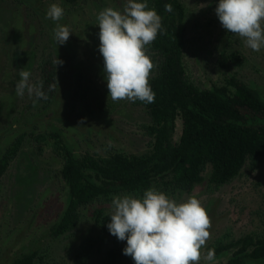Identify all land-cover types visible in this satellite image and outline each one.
I'll list each match as a JSON object with an SVG mask.
<instances>
[{
	"label": "trees",
	"instance_id": "trees-1",
	"mask_svg": "<svg viewBox=\"0 0 264 264\" xmlns=\"http://www.w3.org/2000/svg\"><path fill=\"white\" fill-rule=\"evenodd\" d=\"M59 1L68 10L60 25L69 24L70 31L72 7L92 5L91 0ZM94 2L98 14L107 5L104 0ZM147 3L162 18V30L146 46L154 64L148 80L155 101L120 100L121 115L112 113L116 101L97 94L96 81L105 75L104 68L93 79L73 65L72 51L81 37L70 34L60 45L53 30L52 51L42 59L33 82L44 81L48 99L33 106L35 97H29L25 109L33 111L20 113L2 130L14 136L0 151V182L10 162L18 159L20 176L8 189L16 204L0 227V264L51 259L54 241L63 243L66 257L73 254V264H135L123 254L126 240H118L105 225L111 221L106 211L113 197H142L152 187L177 203L194 196L206 209L212 226L199 264H264V235L214 234L219 210L210 197L234 180L248 161L264 159V86L259 81L264 74L259 69V79L251 77L254 81L242 74L250 62L241 51L244 38L221 26L215 13L219 0ZM165 4L172 5L171 12L165 11ZM37 13L44 17L40 9ZM91 24L99 29L95 21ZM193 30L200 42L196 49L205 50V58L214 57L219 83L200 85L187 72ZM261 51L264 55V47ZM56 58L63 63L55 66ZM97 59L103 60L100 54ZM199 63L203 72L205 64ZM92 85L96 92L90 98ZM115 120L123 123L121 138L109 129ZM39 180L47 181L42 185ZM25 198L31 202L22 207ZM209 249L215 250L213 261L203 258Z\"/></svg>",
	"mask_w": 264,
	"mask_h": 264
},
{
	"label": "clouds",
	"instance_id": "clouds-1",
	"mask_svg": "<svg viewBox=\"0 0 264 264\" xmlns=\"http://www.w3.org/2000/svg\"><path fill=\"white\" fill-rule=\"evenodd\" d=\"M171 12L172 5L165 4ZM215 13L221 26L228 32L244 38L247 47L259 52L264 47V0H219ZM64 10L57 4L50 5L47 18L59 21ZM99 52L104 60V73L109 96L113 101H155L149 85L154 67L147 54L150 45L162 30V18L147 0H127L123 12L111 7L98 15ZM54 38L60 45L71 34L65 25L57 24ZM63 61L57 58V66ZM16 84V93L23 97L25 91L34 96L33 106L41 99L47 100L44 81L30 82L31 72L22 69ZM50 85L48 91L55 88ZM107 228L120 241L126 240L123 254L135 264H199L201 249L210 238L211 219L201 201L192 196L177 203L166 193L152 187L142 197L131 194L116 196ZM203 258L213 261L215 250L209 249Z\"/></svg>",
	"mask_w": 264,
	"mask_h": 264
},
{
	"label": "rangeland",
	"instance_id": "rangeland-1",
	"mask_svg": "<svg viewBox=\"0 0 264 264\" xmlns=\"http://www.w3.org/2000/svg\"><path fill=\"white\" fill-rule=\"evenodd\" d=\"M28 1H30L29 3H33L35 6L38 5V0ZM51 1L52 0H50V3ZM46 2L47 0H45L43 3ZM109 3H111V0L109 1ZM116 3L115 5L120 6V11L123 12L124 6L127 1L117 0ZM7 5L9 6L8 0H0V51H8L13 46L12 43L19 42L20 45L17 52L21 53L20 56H17V54L15 53L16 51H14L12 53L14 55L10 56L9 54L0 52V95H4V99L0 100V151H2L6 147L8 142L11 141L12 137L14 136L12 132L2 133V130L7 128L9 124L17 120L20 117V113L25 112V106L29 103V95L27 94V91H25L23 97L18 96L16 93V84L20 80L19 73L22 69H26L31 72L30 82L33 83L35 81L40 72L39 65L42 59L45 57V55L52 51V48L49 47L48 44V37H50L51 34L53 36V31L47 29V23L41 16L38 17H41L39 21H41L42 23L39 21L35 22V20H32L33 17L26 21L27 15L24 13L25 15L22 14V18H15L17 23V25H15L14 22H12L11 18H7L8 15L5 16V14L8 13L5 11L7 9ZM42 8L47 9L46 6H43ZM13 10L14 9L10 11V16H12L11 14H13ZM77 11V16L80 17V20H78L77 22H73V19H70L71 24L78 26L77 28L79 30L84 29L86 21L89 18V13H91L92 10L89 9V11H86L85 8H83ZM17 14L18 13L16 11L15 15L17 16ZM201 21H204V18L202 16ZM60 22L61 21L57 23L59 24ZM63 23L65 24V22ZM14 25L15 27L17 26V28H15ZM23 25H25V27H23ZM45 26L47 27L45 28ZM67 27L69 28V24H67ZM8 28L10 30H7ZM14 28L21 29L19 31H15ZM78 29H72L71 34L73 38H75L76 36L81 37L79 44H76L77 49L74 48L72 51V56L74 59L73 65H75L89 78L94 79L99 75L100 68H104V60H102L103 56L99 52V31L95 30V26L88 33H80ZM45 31L48 37L43 35ZM192 35V41L194 45L189 47L188 58H186L187 72L189 76L192 79L198 81L200 85H203V83L208 84L213 80H216V82L219 83V74L216 68L212 65L214 60L213 55L207 56V58H205L204 55L206 51L196 49L197 46H200V42L194 39V30ZM50 39L52 41V37H50ZM52 44L53 43H51V45ZM241 51L250 60L249 63H245L244 69L243 71H241L242 74L251 79V81H254L251 77H256L259 79L260 75L257 71L260 69V73L264 74V55L261 54L262 51H253L246 46L245 42L242 45ZM99 54L100 60H102L100 62L99 59H97L99 57ZM199 62L207 65H204V68H202L204 73L199 72L198 70V67H201V64ZM103 73L104 70L101 72V74L103 75ZM100 79V81H96L97 86L99 85V87H97V94L101 95L100 97H105L107 99L111 98L109 96V90L107 88L105 75H103V77H100ZM259 81L261 82L260 84L264 86L263 75L262 78L259 79ZM2 90L8 93L10 90L13 92V94H11L10 92L11 96H6V93L1 92ZM89 91L90 93L87 94L90 98H92V89H90ZM120 103L121 102L116 101L115 106L111 107L114 108L112 111L113 114H122L120 112V109H122ZM28 108L31 109V107ZM134 114L137 115L138 113L136 112ZM113 125L114 126L109 127V129L111 130V132H115L114 134L116 137L121 138L123 123L121 121L115 120L113 122ZM132 146L133 145L131 144V141H128L127 147L130 148ZM17 165H19V159L10 162L8 171L0 182V227H2L3 224L11 218V215L13 213L12 209H14L12 208V206L16 204L13 203V200L10 198L8 189L20 176H16ZM40 175L41 174L39 171L36 176L38 177ZM39 181L43 185V181L47 180ZM210 195L211 200L215 202V205L219 210V214H216V217L218 218L217 223H215V225L213 226L214 234L221 235L224 233L228 235L227 237L232 238H237L238 236L246 234L264 235V159L248 161L234 180L220 187L219 189L214 190ZM30 202L31 200L26 201L25 198L22 207H25ZM21 203H19V205H22ZM105 207L107 208L108 205H105ZM10 208L11 210L9 214H4L5 211H9ZM18 208L21 207L18 206ZM111 212L112 208L106 211V217H108L109 220H111V217L108 215H110ZM13 223L14 222L11 219V225L9 227L10 231L13 230V227H11L15 224ZM108 223L109 222L107 221L105 225L107 226ZM11 233H13V231H11ZM49 254L50 256H48V258L51 259L45 258L36 264L74 263H71V261H74V258H71L73 254L67 255V257L65 256L66 248L61 242L54 241L52 243V247L49 249Z\"/></svg>",
	"mask_w": 264,
	"mask_h": 264
},
{
	"label": "flooded vegetation",
	"instance_id": "flooded-vegetation-1",
	"mask_svg": "<svg viewBox=\"0 0 264 264\" xmlns=\"http://www.w3.org/2000/svg\"><path fill=\"white\" fill-rule=\"evenodd\" d=\"M45 1V0H44ZM43 0H38V5L37 6H35L33 3H29L30 1H28V0H22L21 2H20V0H8V3H9V6L7 5L6 6V12H8V13H6L5 14V16L6 15H8V17L7 18H11L12 19V22H14V24L15 25H17V23H16V20H15V18H22V14H26L27 15V18H26V21L28 20V19H31L32 17V20H35V22H37V21H39L40 19H41V17L39 18L38 16V10L40 9V11H41V13L42 12H44V17H42L43 18V20H45L46 21V23H47V26H45V28L47 27V29H49V30H54L55 29V27H56V25L58 24L57 22H59V21H63L62 19H63V17L65 16V14L67 13V9L65 10L64 8V6L60 3V1L59 0H55V1H51V3L52 4H57V5H59L60 7H62L63 8V10H64V15H63V17H62V19H60L59 21H53V20H50V19H48V20H46L47 19V16H46V13H47V10L49 9V7H50V5H52L51 3H50V0H47V2L46 3H43L44 2ZM49 1V2H48ZM90 1V0H89ZM95 0H91L90 1V3L93 5H88L87 7H85V5H81V4H79V5H81V6H74V7H72V9L70 10V12H72L71 14H72V16H71V18L70 19H74V18H77L78 20H80V17L79 16H77V14H78V11L77 10H79V9H83V8H87V10L86 11H89V9L90 10H92V12L91 13H89V18H88V20L86 21L87 23L86 24H88V25H86L85 24V28L84 29H78L77 27L78 26H76V25H73V27L75 28V29H78L79 31H80V33L82 32H85V33H88L90 30H92V28L94 27V25H92L91 24V20L92 21H95L96 23H97V25L99 24V21H98V13L97 12H95L94 10H96L97 9V5H95L94 6V4L95 3H97V2H94ZM109 1L110 0H104V3L105 4H107V8L108 7H111V8H113L114 10H121V7L120 6H117V5H115V3H116V1L117 0H111V3H109ZM127 1V0H126ZM78 3H84V1L83 0H79L78 1ZM117 4V3H116ZM43 6H46L47 7V9L46 8H42ZM106 7H104V9H105ZM12 9H14L13 10V14H11L12 16H10L9 14H10V11L12 10ZM35 9H36V11H35ZM17 11V16L15 15V12ZM24 14V15H25ZM93 15V16H92ZM74 16V17H73ZM91 18V19H90ZM23 19H25V18H23ZM86 20V19H85ZM39 22H41V21H39ZM60 22V23H61ZM82 22V21H81ZM42 23V22H41ZM59 23V24H60ZM23 24H24V21H23ZM15 25H14V27H15ZM23 27H25V25H23ZM15 28H17V26L15 27ZM14 28V29H15ZM74 28H71V34H72V29H74ZM87 28V29H86ZM21 28H19V29H15V31H19ZM86 29V30H85ZM7 30H10L9 28L7 29ZM83 30V31H82ZM95 30H99V29H97L96 27H95ZM7 32H9V31H7ZM47 33H46V31L43 33V35L44 36H47L46 35ZM48 37V36H47ZM51 37V36H50ZM50 37H48V44H49V47H51V43H52V41H51V39H50ZM13 44V46L8 50V51H0L1 53H6V54H9L10 56H12V55H14V54H12L14 51H16L15 53L17 54V56H20V53L21 52H17L18 50H19V45H20V43L18 42V43H12ZM15 54V55H16ZM17 56H16V59H17ZM16 65V64H15ZM83 89H85V88H83ZM83 89H82V91H83ZM94 90H95V86H94V88L92 89V92H94ZM1 92H4L3 90L1 91ZM10 92H11V94H13V92L12 91H10L9 90V93L8 92H4V93H6V96H11L10 95ZM88 93H90V91H88ZM2 99H4V95H0V100H2ZM31 111H33V109H25V114H30V112Z\"/></svg>",
	"mask_w": 264,
	"mask_h": 264
}]
</instances>
